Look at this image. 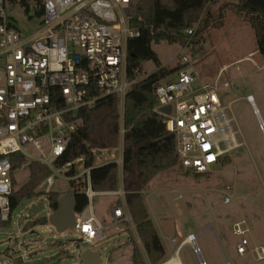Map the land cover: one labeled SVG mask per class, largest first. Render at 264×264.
Masks as SVG:
<instances>
[{
	"label": "rangeland",
	"instance_id": "rangeland-1",
	"mask_svg": "<svg viewBox=\"0 0 264 264\" xmlns=\"http://www.w3.org/2000/svg\"><path fill=\"white\" fill-rule=\"evenodd\" d=\"M237 4L238 0H213L208 4L199 21L190 28L195 30L192 44L183 50L201 83L217 80L221 104L227 108L226 116L231 119L236 146L225 155L227 162L211 166L206 175L197 176L176 164L144 186L141 196L150 218L158 226L165 223L170 235L161 232L165 255L158 264L170 260L190 234L196 235L195 247L199 252L195 254L194 241H190L191 246H183L178 252L181 264H258L252 255L247 254L245 258L236 255L238 239L231 233L234 224L246 220L251 244L259 246L264 242V132L258 129V119L246 102L247 97L253 98L258 117L264 124V60L257 54L249 24L232 10ZM7 12L23 36L37 30L38 19H29L18 6H7ZM152 50L162 67L173 69L177 66L175 56L182 48L161 42L153 44ZM249 52H253L252 56L246 60L244 57ZM253 54L257 55L253 57ZM155 70L154 62L143 64L144 75ZM169 79L174 80V74ZM122 108L119 105L121 121ZM79 126L80 121L75 120L57 134H70ZM122 140L121 126L119 149ZM48 142L45 136L24 147L30 157L13 173V192L27 182L28 164L46 158ZM69 168L70 165H66L54 170L55 173L52 171L51 178L37 188V195L18 205L10 221L0 226V264H13L17 258L23 264H81L79 253L86 249L99 251L102 264H132L133 245L138 247L145 263L150 264L133 223L104 231L101 243L93 244L82 242L73 229L57 234L48 222L45 225L34 223L36 219L47 220L51 213L46 198L48 192L59 193L60 198L71 195L65 175ZM73 168L76 175L82 176L85 172L82 159L75 161ZM118 178L121 181V175ZM223 193L230 197L228 204L223 203ZM117 200V197L102 195L92 198L93 212L104 226L109 225L108 215ZM38 203L45 210L28 217L30 206Z\"/></svg>",
	"mask_w": 264,
	"mask_h": 264
},
{
	"label": "built area",
	"instance_id": "built-area-1",
	"mask_svg": "<svg viewBox=\"0 0 264 264\" xmlns=\"http://www.w3.org/2000/svg\"><path fill=\"white\" fill-rule=\"evenodd\" d=\"M132 1L42 0L43 15L38 19L37 30L23 36L15 28L5 0H0L1 223L10 221L12 214L11 165L16 154L26 160L30 155L25 154L24 147L48 136V155L36 161L55 173L54 164L63 155L71 136L57 134L69 123L66 116L75 118L80 109L93 108L99 100L110 96H116L123 107L125 94L137 82L136 78L128 79L126 62V43L139 35L129 26L131 9L137 5ZM194 33V29L186 30L189 37ZM185 43L175 56L180 69L174 80H163L154 88L157 105L152 111L161 117L166 132L174 138L177 166L195 175H206L211 166L232 150V141L236 139L235 134L233 140L228 137L234 131L225 113L227 108L221 104L217 80L200 82L183 51L190 45L189 40ZM246 102L258 119V129L264 132L253 98L247 97ZM168 107L167 115L161 109ZM89 172L86 169L82 174L86 176L84 193L88 207L74 215L73 230L82 242L93 244L101 243L104 231L132 223L123 190L114 194L118 204L109 212V225L97 220L91 206L94 192ZM222 200L228 204L230 197L223 193ZM231 233L238 239L237 256L245 258L249 254L256 263L264 264V243L251 244L246 220L234 224ZM194 252L197 254L199 250ZM170 262L171 259L161 264Z\"/></svg>",
	"mask_w": 264,
	"mask_h": 264
},
{
	"label": "trees",
	"instance_id": "trees-1",
	"mask_svg": "<svg viewBox=\"0 0 264 264\" xmlns=\"http://www.w3.org/2000/svg\"><path fill=\"white\" fill-rule=\"evenodd\" d=\"M211 2L213 0H140L131 9L129 26L137 30L139 35L126 43L127 77L130 80L136 78L137 82L124 96L122 121L116 96L99 100L93 108L80 109L75 118L66 116L67 122L78 120L80 126L70 133V141L63 155L54 164L57 170L70 165L65 175L75 177L73 163L82 159L83 169L90 170V188L94 193L118 192L117 165L107 163L96 167L95 153L117 150L122 126L121 169L124 202L150 264H158L164 259V248L149 218L141 191L155 176L176 166L174 138L166 132L161 117L152 111L157 105L153 91L159 82L169 79L180 69L179 65L173 69L162 67L152 50V45L163 42L182 47L187 40L192 44L195 35L189 37L186 30L199 21L206 6ZM5 4L18 6L29 19L42 18V0H5ZM232 10L249 24L256 41L257 53L264 60V0H238ZM203 28L204 26H200V29ZM150 61L156 64V70L150 75H144L143 64ZM227 159L225 156L219 162L224 164ZM24 160L20 154L12 158V183L14 171L22 166ZM27 169V182L9 198L11 213L22 202L36 196L37 188L53 175L52 171L40 162L29 163ZM85 181V175L68 181L75 215L81 214L88 207L84 193ZM46 198L51 212H57L60 194L48 192ZM116 203L118 204V200ZM6 223L0 222V226ZM34 223L45 225L47 220L36 219ZM27 226L30 227V223ZM131 258L132 264H146L135 245L132 247ZM13 261V264H23L18 258Z\"/></svg>",
	"mask_w": 264,
	"mask_h": 264
},
{
	"label": "water",
	"instance_id": "water-1",
	"mask_svg": "<svg viewBox=\"0 0 264 264\" xmlns=\"http://www.w3.org/2000/svg\"><path fill=\"white\" fill-rule=\"evenodd\" d=\"M139 2L140 0H133L132 4L136 5ZM161 111L168 115L170 107L163 108ZM58 207L59 210L57 212H51L47 217V222L49 225L54 227L57 234H63L65 231L74 229L76 226L74 222L75 206L73 196L64 195L59 198ZM44 210L45 208L40 204H33L28 209V217H34ZM191 239L195 241L194 235H191ZM193 244L195 245V242ZM27 249L28 248L26 247L25 250ZM78 258L81 261V264H102L99 251H93L92 249H86L83 252H80Z\"/></svg>",
	"mask_w": 264,
	"mask_h": 264
},
{
	"label": "crops",
	"instance_id": "crops-1",
	"mask_svg": "<svg viewBox=\"0 0 264 264\" xmlns=\"http://www.w3.org/2000/svg\"><path fill=\"white\" fill-rule=\"evenodd\" d=\"M253 53V52H252ZM252 53L251 52H249L247 55H246V57H244L246 60H248V59H250L251 57L250 56H252ZM258 54V53H257ZM257 54H253L254 56L253 57H255V55H257ZM122 136H123V134H122ZM123 138V137H122ZM95 156H96V167H99V166H102V165H104V164H107V163H115L116 165H117V169H118V177H119V175H121V181H119V178H118V187H119V190L118 191H120V190H123V187H122V169H121V162H122V144H121V146H120V149H119V146H118V148H117V150H115V151H99V152H96L95 153ZM114 194L115 193H94V196L93 197H96V196H100V195H102V196H111V197H115L114 196ZM72 196V195H71ZM92 210H93V206H92ZM94 213V212H93ZM149 214V213H148ZM95 215V214H94ZM96 217V216H95ZM108 217H109V215H108ZM149 218H150V216H149ZM98 220V219H97ZM150 220H151V222H153V220L150 218ZM153 225H154V228L156 229V232H157V234H158V237H159V239L161 240V242H162V245H163V248H164V255H165V246H164V242H163V240H162V235H161V232L164 234V235H166L167 233H168V231H166V224L165 223H163V224H160L159 226L155 223V222H153ZM250 229V228H249ZM177 228H175V234H177ZM167 235H169V233L167 234ZM192 234H190V235H187L186 237H188V236H191ZM170 236V235H169ZM194 239L195 240H197L196 239V235H194ZM173 240H175V239H173ZM173 240H171L172 242H173ZM189 241V242H188ZM171 242V243H172ZM185 245L183 244L181 247H179L176 251H175V253L173 254V256L174 257H176L177 259L179 258L178 257V252L181 250V248L183 247V246H186V245H188V246H191L192 244L190 243V240L188 239V238H186V241H185ZM264 243V242H263ZM196 244V243H195ZM93 250V249H92ZM94 251V250H93ZM176 254V255H175ZM172 256V257H173ZM178 261H179V263L181 264V261H180V259H178Z\"/></svg>",
	"mask_w": 264,
	"mask_h": 264
},
{
	"label": "bare ground",
	"instance_id": "bare-ground-1",
	"mask_svg": "<svg viewBox=\"0 0 264 264\" xmlns=\"http://www.w3.org/2000/svg\"><path fill=\"white\" fill-rule=\"evenodd\" d=\"M228 137H230V138L232 137V140H233L234 133H233V132L230 133V134L228 135ZM232 144H234V146H233V148H234V147L236 146V142H235V140L232 141ZM187 238H188L191 242L194 241V240L191 239V236H189V237H187ZM188 242H189V241H188ZM191 242H190V243H191ZM194 242H195V241H194ZM185 244H186V243H184V245H185ZM191 244H192V243H191ZM195 246H196V244H195V245H194V244L192 245L193 249L196 251V250H198V248L195 247ZM197 254H198V253H197ZM175 255H176V254H175ZM178 259H179V258H178ZM178 259H177L176 257L173 256V257L171 258V262H170V264H180L179 261H178Z\"/></svg>",
	"mask_w": 264,
	"mask_h": 264
}]
</instances>
